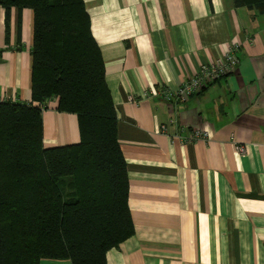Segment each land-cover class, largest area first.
Here are the masks:
<instances>
[{
  "label": "crops",
  "instance_id": "1",
  "mask_svg": "<svg viewBox=\"0 0 264 264\" xmlns=\"http://www.w3.org/2000/svg\"><path fill=\"white\" fill-rule=\"evenodd\" d=\"M84 3L134 228L106 264H264V15L233 0ZM32 42L33 12L11 9L6 22L0 6V102L31 101ZM226 54L237 66L216 83L183 103L162 97ZM56 107L42 111L45 148L79 142L76 117ZM196 130L207 139H190Z\"/></svg>",
  "mask_w": 264,
  "mask_h": 264
},
{
  "label": "trees",
  "instance_id": "2",
  "mask_svg": "<svg viewBox=\"0 0 264 264\" xmlns=\"http://www.w3.org/2000/svg\"><path fill=\"white\" fill-rule=\"evenodd\" d=\"M264 15V0H233ZM33 12L31 101L0 102V264H106L134 235L128 170L102 54L84 0H0ZM51 101L79 142L45 148Z\"/></svg>",
  "mask_w": 264,
  "mask_h": 264
},
{
  "label": "built area",
  "instance_id": "3",
  "mask_svg": "<svg viewBox=\"0 0 264 264\" xmlns=\"http://www.w3.org/2000/svg\"><path fill=\"white\" fill-rule=\"evenodd\" d=\"M235 50L238 46L234 47ZM237 59L234 54H226L220 60L212 62L211 64H202L198 72L188 78L176 90L164 88L161 91L162 97L169 103H183L189 98L201 93L208 85L216 83L227 72L232 71L237 66ZM190 139H207V134L203 130L193 131ZM235 149L242 153L244 148L242 146H235Z\"/></svg>",
  "mask_w": 264,
  "mask_h": 264
}]
</instances>
